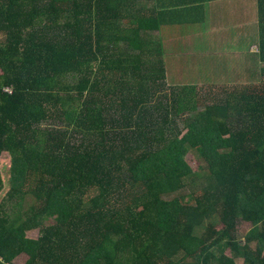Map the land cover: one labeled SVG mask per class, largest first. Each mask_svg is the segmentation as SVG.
<instances>
[{
	"label": "trees",
	"instance_id": "16d2710c",
	"mask_svg": "<svg viewBox=\"0 0 264 264\" xmlns=\"http://www.w3.org/2000/svg\"><path fill=\"white\" fill-rule=\"evenodd\" d=\"M163 7L0 0V264H264V76H170Z\"/></svg>",
	"mask_w": 264,
	"mask_h": 264
},
{
	"label": "crops",
	"instance_id": "0c3cea01",
	"mask_svg": "<svg viewBox=\"0 0 264 264\" xmlns=\"http://www.w3.org/2000/svg\"><path fill=\"white\" fill-rule=\"evenodd\" d=\"M183 1L197 3L162 0L169 6L164 9L179 11L173 24L154 36L166 50L167 73L192 67L199 85L258 84L264 61L259 58L257 0H208L203 8L192 10L180 6ZM183 45L188 48L183 50Z\"/></svg>",
	"mask_w": 264,
	"mask_h": 264
},
{
	"label": "rangeland",
	"instance_id": "374dc122",
	"mask_svg": "<svg viewBox=\"0 0 264 264\" xmlns=\"http://www.w3.org/2000/svg\"><path fill=\"white\" fill-rule=\"evenodd\" d=\"M176 47H178V46H176ZM180 47L183 50H186L188 48V46H186V45H183V46H180ZM187 52L185 51L184 53H187ZM180 125H181V128H182V120H180ZM198 158H199V156L195 152L192 151L189 154H187L186 162L193 169H196L197 168V160H198ZM10 165H11L10 156L8 154H3L1 156V158H0V171H1V174L3 176L5 185H6V190H8V188H9ZM5 191L3 193H1L0 199L4 197ZM52 222H53V219H49V220H46V222L44 224L48 225V224H50ZM250 227L251 226L248 223H244V222L241 223V225H240L241 233H246L247 231L250 230ZM38 237H39V232L37 230L27 233V238H29V239L36 240V239H38ZM27 261H28V257L26 255H21V256L17 257L14 260L13 264H26Z\"/></svg>",
	"mask_w": 264,
	"mask_h": 264
}]
</instances>
